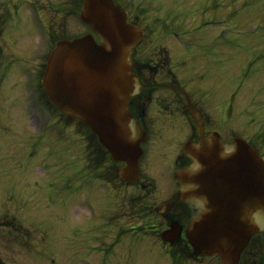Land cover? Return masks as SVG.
<instances>
[{
    "label": "rangeland",
    "instance_id": "rangeland-1",
    "mask_svg": "<svg viewBox=\"0 0 264 264\" xmlns=\"http://www.w3.org/2000/svg\"><path fill=\"white\" fill-rule=\"evenodd\" d=\"M54 1L58 3L56 21L49 22L47 14L50 13H44L47 27L50 25L49 30L45 29L48 32L45 42L35 41L41 26L33 17L27 18L26 25L17 24L18 19H15L12 21L15 24L3 38L5 44L0 51V259L11 264H49L53 258L57 259L55 264H75L86 259L96 263L95 259L100 264H172L170 256L161 253L160 246L163 245L160 241H152L153 238L147 241L126 234V239L119 244L120 248L122 245L128 248V243L134 242L133 250L126 253L123 260L119 259L116 251H112L114 248L110 247L113 245L111 240L116 237L113 225L91 222L86 213L80 211L78 203L73 202L78 196V172L86 176L84 167L88 172L101 174L99 181H108L109 178L103 168L101 171L87 164H96L89 161L92 152H88V144L95 140V136L91 135L88 126L56 108L53 113L49 109L43 113L42 120L35 114L34 119L30 118L33 121L28 120L24 100L27 88L22 84L34 75L31 64L27 63L30 54L35 57L33 65L40 77L42 63L45 62L43 54L51 49L52 35L57 33L59 36L62 32L74 35L88 30L78 15L71 12L78 0ZM117 1L124 3L133 15L138 12V19L146 25L147 33L137 48L139 55L153 56L157 50L155 44H165L177 54V45L172 40L173 44L169 42L165 27L157 25V19L150 27L147 25L151 18L156 17L154 7L152 17L150 12L154 0ZM163 1L164 10L169 9L161 15L165 25L172 30L186 32L182 35L181 47L178 38L180 55L177 58V69L182 73L184 83L199 96L216 103L209 106L203 104L202 110L211 120L210 127H221L233 134L242 131L256 138L259 129L264 126L260 124V116L249 119L254 108L264 102V0ZM0 2H4V7L11 11L21 0ZM24 16L22 12L21 17ZM209 21L213 26L206 33V39L201 38L204 29H199L200 25ZM58 23L61 24L59 27ZM190 46L195 48L194 53H191ZM248 81H254L257 86L248 89ZM219 104L228 107L227 113H231L229 107L235 104L238 106L235 107L236 112H240L241 108L243 110L242 113L235 112L234 117L238 116L228 120L221 113ZM164 105L156 99L150 103L147 120L150 135L141 161L143 177L154 181L150 197L157 202L170 198L172 185L177 186L171 176L174 168L167 165L174 164L180 143L188 135V123L177 115L175 106H170L173 112L169 113V107ZM48 128L53 133L46 131ZM98 155L99 151L93 154ZM108 160V163L112 162L110 157ZM109 184L116 185L115 190H118L112 192L113 201L109 203L108 210H123L126 222H132L136 219L135 211L126 201L127 196L144 191L139 186L121 182L118 177ZM102 192L109 197V190ZM61 215L65 220L59 217ZM155 221L160 223L162 219ZM21 223L24 229L20 227ZM75 229H85L86 232L78 233ZM15 232L17 239L13 237ZM256 240H253L250 250L245 251L250 255V264ZM126 247H123V252ZM244 258L246 260L248 255H243L242 262ZM217 261L218 257H205L193 264H217Z\"/></svg>",
    "mask_w": 264,
    "mask_h": 264
},
{
    "label": "water",
    "instance_id": "water-1",
    "mask_svg": "<svg viewBox=\"0 0 264 264\" xmlns=\"http://www.w3.org/2000/svg\"><path fill=\"white\" fill-rule=\"evenodd\" d=\"M82 18L103 43H97L93 34L60 42L49 63L46 87L63 110L85 119L115 158L126 161L127 177H137L140 146L127 141L123 125L129 118L127 101L133 88L128 56L140 33L113 0H85ZM237 145V152L227 159H220L218 146L195 153L204 171L194 179L212 211L187 231L198 251L221 254L235 264L256 231L241 222V206L249 199L264 198L262 159L247 142L238 140Z\"/></svg>",
    "mask_w": 264,
    "mask_h": 264
},
{
    "label": "clouds",
    "instance_id": "clouds-1",
    "mask_svg": "<svg viewBox=\"0 0 264 264\" xmlns=\"http://www.w3.org/2000/svg\"><path fill=\"white\" fill-rule=\"evenodd\" d=\"M123 127L129 143H135L140 139L141 130L134 119H128ZM216 143L212 133L202 135L199 142L191 144V151L187 153L190 159L189 165L186 168L178 169L181 176L188 177L186 180L181 179L178 191L183 195L185 203L192 210L191 219L193 224L198 223L203 216L212 211L207 195L200 194V185L194 179L204 171V164L195 153H202L205 150L211 151L215 148ZM237 150L238 145L235 142H223L220 144L218 155L220 159H227L234 155ZM240 220L259 231H264V198L255 197L245 201L241 206ZM222 243H226V241H222Z\"/></svg>",
    "mask_w": 264,
    "mask_h": 264
}]
</instances>
